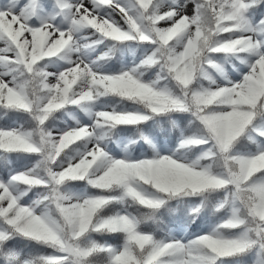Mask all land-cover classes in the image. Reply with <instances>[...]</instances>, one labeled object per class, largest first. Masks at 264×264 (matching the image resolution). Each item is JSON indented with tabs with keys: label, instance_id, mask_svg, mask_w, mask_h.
Masks as SVG:
<instances>
[{
	"label": "snow or ice",
	"instance_id": "6c2138e0",
	"mask_svg": "<svg viewBox=\"0 0 264 264\" xmlns=\"http://www.w3.org/2000/svg\"><path fill=\"white\" fill-rule=\"evenodd\" d=\"M0 264H264V0H0Z\"/></svg>",
	"mask_w": 264,
	"mask_h": 264
}]
</instances>
